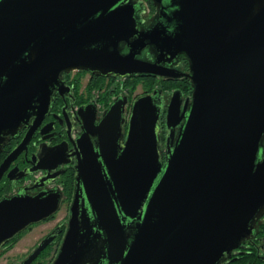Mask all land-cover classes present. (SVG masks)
Returning a JSON list of instances; mask_svg holds the SVG:
<instances>
[{
	"label": "water",
	"instance_id": "1",
	"mask_svg": "<svg viewBox=\"0 0 264 264\" xmlns=\"http://www.w3.org/2000/svg\"><path fill=\"white\" fill-rule=\"evenodd\" d=\"M152 1L158 23L140 31L132 0H0V151L49 111L63 72L192 82L183 111L179 91L167 106L165 152L161 90L134 102L126 138L123 99L91 124L53 264H223L264 213V0ZM147 40L155 63L138 58ZM179 54L190 74L166 66ZM61 199L4 197L0 246L55 215Z\"/></svg>",
	"mask_w": 264,
	"mask_h": 264
},
{
	"label": "flooded vegetation",
	"instance_id": "2",
	"mask_svg": "<svg viewBox=\"0 0 264 264\" xmlns=\"http://www.w3.org/2000/svg\"><path fill=\"white\" fill-rule=\"evenodd\" d=\"M132 2L137 6L140 31L152 29L158 23L159 6L152 0H132ZM121 49L123 54L129 52L125 43L122 44ZM138 58L155 63L159 59V54L155 46L147 40L146 47ZM166 66L190 74V63L184 54H179ZM138 81L152 85L150 90L135 97ZM156 90H161L165 106L160 120L161 149L165 152L168 134L165 119L172 95L177 91L181 93L182 111L186 100L191 101L193 87L191 80L186 76L163 78L137 74L121 77L113 74L103 76L98 72L85 70L63 72L60 75V84L51 96L49 111L38 120L30 118L29 123L22 124L18 134L10 137L4 144L0 151V201L4 197H12L23 192L37 195L43 191L59 190L62 199L58 212L37 224L54 221L62 208L67 207L66 217L57 223L27 256L51 235L54 236V240L38 259L47 252L54 253L56 258L59 252L68 229L70 208L76 191L78 163L76 151L80 140L91 129V124L98 126L112 103L118 98L123 99L126 103L123 126L126 138L134 102L140 96L151 94ZM88 135L91 143L96 147L99 137ZM37 224L29 226L26 230L32 229ZM21 233L3 243L0 246V253L14 243ZM223 264H264V213L255 222L252 233L241 240L239 246L223 261Z\"/></svg>",
	"mask_w": 264,
	"mask_h": 264
},
{
	"label": "rangeland",
	"instance_id": "3",
	"mask_svg": "<svg viewBox=\"0 0 264 264\" xmlns=\"http://www.w3.org/2000/svg\"><path fill=\"white\" fill-rule=\"evenodd\" d=\"M152 84L138 81L136 84L135 97L141 95L146 90H150ZM67 215V207H63L54 221L34 225L32 229L26 230L20 234L17 240L12 243L6 250L0 253V264H20L27 254L47 235L57 223L61 222ZM54 253L47 252L36 264H53Z\"/></svg>",
	"mask_w": 264,
	"mask_h": 264
},
{
	"label": "trees",
	"instance_id": "4",
	"mask_svg": "<svg viewBox=\"0 0 264 264\" xmlns=\"http://www.w3.org/2000/svg\"><path fill=\"white\" fill-rule=\"evenodd\" d=\"M16 240H17V239H15V241H16ZM15 241H14V242H15ZM36 262H37V261H36ZM34 264H36V263H34Z\"/></svg>",
	"mask_w": 264,
	"mask_h": 264
}]
</instances>
